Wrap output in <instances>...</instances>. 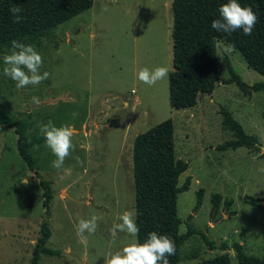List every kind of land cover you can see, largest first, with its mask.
I'll return each instance as SVG.
<instances>
[{
	"label": "rangeland",
	"instance_id": "1",
	"mask_svg": "<svg viewBox=\"0 0 264 264\" xmlns=\"http://www.w3.org/2000/svg\"><path fill=\"white\" fill-rule=\"evenodd\" d=\"M171 23L170 0H92L88 9L57 25L50 38L32 45L43 59L40 73L50 75L22 89L2 74V57L11 47L0 49V110L18 117L29 137L41 136L38 125L48 121L69 125L74 145L63 166L70 172L52 167L55 156L44 140L32 145L35 174L17 153L16 135L0 127V264L29 262L43 216L38 177L50 181L45 246L57 252L41 254L38 264H107L111 255L135 244L136 238L125 233L111 235L122 213H134L132 139L166 118L173 125L174 156L187 163L177 185L190 178L176 196L178 231H185L187 217L195 230L180 245L178 264L222 252L229 264H237L233 242L246 254L264 255V89L250 88L264 84V77L236 50L223 54L221 46L228 44L218 40V78L228 77L227 61L244 86L217 82L209 94L196 95L193 107L170 108L167 77L149 86L138 81L137 73L145 67L171 69ZM222 110L256 137V149L218 148L231 138L221 127ZM93 215L100 217L97 230L81 240L76 225ZM203 237L215 247L208 249Z\"/></svg>",
	"mask_w": 264,
	"mask_h": 264
},
{
	"label": "trees",
	"instance_id": "2",
	"mask_svg": "<svg viewBox=\"0 0 264 264\" xmlns=\"http://www.w3.org/2000/svg\"><path fill=\"white\" fill-rule=\"evenodd\" d=\"M228 0H170L172 18L171 69L167 76V100L170 108L186 109L196 103L198 93L209 94L215 83H234L243 87L244 83L225 61L228 77L217 76L216 42L222 41L234 45L247 67L264 77V0H237L241 7H250L258 17L251 35L242 30L231 34L216 32L211 22L219 19L218 8ZM92 0H0V49L11 47L13 40L24 44L38 45L42 39L50 38L57 25L91 6ZM20 7L24 17L21 23H15L9 9ZM254 91L264 89L262 82L253 83ZM221 127L231 133L220 149L246 147L256 149L259 145L256 137L247 134L241 125L227 110H222ZM0 127L9 128L16 135L15 146L18 155L28 170L35 174L34 158L29 149L42 142L41 136H27L18 117L8 116L0 110ZM187 163L174 156L173 125L166 118L143 132L137 133L131 145V174L133 185V209L135 220L140 228L136 243H144L148 234L156 232L166 235L175 243V255L169 256V264H178L180 245L195 232L187 221L185 231L179 233L182 222L176 215L175 202L179 192L188 188L190 178L186 176L177 185L179 175L185 171ZM41 188V207L43 216L39 222L38 235L32 245L28 264H38L41 254L53 255L56 251L45 246L50 236L47 222L48 207L52 197L50 181L38 177ZM201 191L197 192L196 208L200 203ZM218 195L213 197V210ZM251 203L258 200L245 197ZM230 201H226L229 205ZM208 249L215 247L212 241L203 237ZM220 250L226 245L220 243ZM237 264H264L261 257L246 254L238 242L231 244ZM192 254L190 258H193ZM193 264H229L226 252L201 259Z\"/></svg>",
	"mask_w": 264,
	"mask_h": 264
},
{
	"label": "clouds",
	"instance_id": "3",
	"mask_svg": "<svg viewBox=\"0 0 264 264\" xmlns=\"http://www.w3.org/2000/svg\"><path fill=\"white\" fill-rule=\"evenodd\" d=\"M15 23H21L24 17L21 15L23 9L20 7H11L9 9ZM104 11H108L105 7ZM219 19L211 22V28L216 32L231 34L237 30H242L244 35H251L258 17L250 7H241L237 0H228L219 6ZM223 54H231L235 49L234 45H222ZM2 74L15 83L17 89L25 88L29 85H39L47 80L50 73L47 71L40 73L43 64L42 56L30 44H24L13 40L11 50L3 55ZM167 67L158 66L154 69L142 68L137 73V79L149 86H154L158 81L168 76ZM34 104H39L37 97H32ZM40 135L43 137L46 146L55 156L52 161V167L65 172L70 169H64V162L74 148L72 142L73 130L69 125L57 127L52 121L38 125ZM264 150V149H262ZM264 171V169H261ZM26 183V181H25ZM100 217L91 216L89 219H81L76 225V235L86 241L85 233L94 234L98 227ZM119 222L115 223L111 229V235L115 238L119 233H125L136 237L139 235L135 214L125 211L118 217ZM175 255V243L166 235H158L156 232L148 234L147 240L140 244L135 243L123 247L115 255H111L107 264H169L168 257Z\"/></svg>",
	"mask_w": 264,
	"mask_h": 264
}]
</instances>
